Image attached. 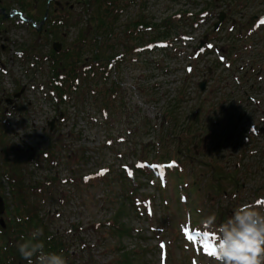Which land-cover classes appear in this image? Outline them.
<instances>
[{"label": "rangeland", "instance_id": "374dc122", "mask_svg": "<svg viewBox=\"0 0 264 264\" xmlns=\"http://www.w3.org/2000/svg\"><path fill=\"white\" fill-rule=\"evenodd\" d=\"M20 1L24 11L39 18L41 34L27 24L2 23L0 44H8V50L0 54L7 69L6 75L0 73V147L11 167L1 169L10 183L17 177L22 181L24 204L37 213L35 226L66 246L71 264H115L122 252L117 244L132 263L216 264L204 248L215 243L214 230L201 221L215 213L219 223L240 203L264 201V23H254L264 20V0H121L112 33L99 44L103 63L97 65L108 71L106 84L97 75L86 78L80 94L70 93L64 103L48 95V63L29 67L23 61L34 53L47 55L52 43L90 59L91 48L78 36L88 25L86 0ZM0 3L18 8L17 0ZM55 3L74 18L49 34L46 29L54 24L42 16ZM182 12L195 17L173 22L163 38L168 45L151 48L148 43L154 46L160 38L147 39L165 32V19ZM135 19L151 24L141 41L132 34L129 21ZM129 46L140 51L128 52ZM15 50L21 53L19 65L10 54ZM118 53L124 55L117 63L110 60ZM220 55L224 61L219 63ZM112 81L117 83L115 106L106 112L99 92ZM21 87L23 93L12 98ZM5 98L16 100V106ZM4 107L11 117L1 115ZM184 130L187 136L179 138ZM43 151L54 158L52 166L39 163ZM141 158L159 161L157 175L140 174L131 181L135 175L124 168ZM121 167L128 179L121 178ZM100 168L108 169L102 176L107 182L83 183ZM49 177L56 180L47 183ZM3 178L0 196L12 217L16 200ZM47 186L53 199L46 198ZM257 207L264 211V203ZM113 219L127 232L111 233ZM192 228L204 230L209 239L186 240L184 233Z\"/></svg>", "mask_w": 264, "mask_h": 264}, {"label": "trees", "instance_id": "16d2710c", "mask_svg": "<svg viewBox=\"0 0 264 264\" xmlns=\"http://www.w3.org/2000/svg\"><path fill=\"white\" fill-rule=\"evenodd\" d=\"M104 1V2H103ZM44 3V1H43ZM87 6L89 7V13H87V26L86 28L80 29L78 36H80V39L82 40V44L83 46H87V48H91V53L92 56L90 57L91 59L89 61H100V57L98 55V50H99V44L101 43L102 39H106V36L111 32L112 33V29L110 23L113 22L116 19V14H115V9L117 8L118 4H121V0H86ZM62 13H65L64 15H62ZM69 12H65L60 10L59 8H55L51 11L50 15V19H51V23L54 24L55 21L52 19H56L60 16H66V21L70 22V16L68 15ZM52 14V15H51ZM185 14V12H182V17L177 16V17H173L174 14L170 15L169 17H167L165 19V23L167 24V27L165 29V32L163 33H155V35H153V37L147 39L149 42H153V40H155L156 38H160V39H156L155 41H166L163 40V38H167L169 31H170V27L173 26V22L177 23V21H179L181 18H183V15ZM192 16V15H191ZM193 18V17H192ZM79 19V18H78ZM77 21V19H76ZM132 21H129L130 24L132 26H134V29H132V34L134 35L133 37H135L138 41H141L142 38V32L143 30H148L151 27H147L150 22H142L140 19H135ZM172 21V22H171ZM63 24H61L62 26ZM54 26V25H53ZM55 29H59L58 27L60 26H54ZM168 29V30H167ZM89 33V37H84V33L87 34ZM37 34V32H35ZM110 37V35H108ZM132 37V38H133ZM162 38V39H161ZM133 49V46H129V48H126L125 50L130 51ZM51 52V51H50ZM51 54V60H52V73H58L59 77V84L58 85H63L64 81L68 82V77H66V70H60L61 68H67V71L70 70H75L77 67L82 66V64L84 63L83 60L80 59L78 52H74L71 50L70 47H67L66 50L62 49V51H60L59 53H50ZM113 56V55H110ZM117 60V59H115ZM89 66V70L83 74V76H81L80 72H82V68L78 69V72L74 73V74H78L81 77H89V74H91L92 76H95V74H98V81L102 82V84H106V79H107V74H103L102 70L100 71H95L93 69V67ZM87 70V68L84 69V71ZM63 71V72H61ZM83 71V72H84ZM55 77V76H54ZM75 77V76H73ZM104 86V85H103ZM56 87V86H55ZM117 87V83L116 82H111V84L109 85V87H103L104 89L101 90L99 92V98L102 104L103 108H110V107H114V96L113 93H115L116 88ZM56 89L58 90V95H57V99L61 100V95L62 94V90L58 87H56ZM109 106V107H108ZM166 115H170L169 110L165 111ZM198 112H195L193 114H197ZM187 136V130L185 133V137ZM3 147V146H1ZM0 147V179L3 176L4 178H6L9 182V184L11 185H22V181L18 180L17 178H13V183H10V178L7 177L8 173L7 171H4L3 169H1V167L5 168V167H11L9 164V160L7 158V152L6 154L4 153L3 149ZM17 166H20L19 163H15ZM233 171H236V168H234ZM121 175V174H120ZM92 178L93 176H90V179L88 180L89 182L87 183H91L92 182ZM121 178L123 179V175L121 176ZM5 179V180H6ZM105 180V179H104ZM108 180H105V182H107ZM85 183V182H84ZM12 194H16V195H22V190L15 187L14 190H11ZM17 201H15L14 203V213L12 214V217L4 220V224L5 227L1 228L0 227V264H15V260H14V256L16 255V257L18 259H21L23 264H27V261L23 260L17 250L16 245L20 242V237L23 235L26 238L28 237L29 233L31 231H33L34 229L38 228L36 227V217L34 212H32V208H28L25 206V201L26 198H24L23 201H21V197L17 196ZM122 209V205L120 204V207H118L117 211H116V215H118L119 213H121ZM115 219V218H114ZM113 220H111V233L117 232L119 234H124L125 230L127 232V229L124 228L121 224L115 222ZM10 227H13L12 229H9ZM12 230V231H11ZM43 233L44 236H41L40 239L43 240L44 244H45V250L46 251H63V255L66 257L68 264L69 263V257L67 256V252L66 249L64 250V245L57 240L56 237H54L52 234L47 233L44 229H43ZM14 236L13 241H10L11 237ZM50 237V239H49ZM115 248L121 250L122 252H120V254H117L118 256L115 257V264H140L139 262L136 263H132L130 259H128V254L127 252L123 251L124 248H122L119 244L114 245ZM5 249V250H4ZM139 252L138 249H135ZM135 250H133V255H136L137 252H135ZM139 254V253H138ZM9 255V256H8ZM35 259V258H33ZM117 260V261H116Z\"/></svg>", "mask_w": 264, "mask_h": 264}, {"label": "clouds", "instance_id": "9594fccd", "mask_svg": "<svg viewBox=\"0 0 264 264\" xmlns=\"http://www.w3.org/2000/svg\"><path fill=\"white\" fill-rule=\"evenodd\" d=\"M7 115L11 117L12 113ZM257 204V201L240 203L219 223L215 213L201 221L215 232L212 256L216 264H264V211ZM41 236L43 229L36 228L27 238L20 237L16 247L21 258L27 264H68L62 250H45Z\"/></svg>", "mask_w": 264, "mask_h": 264}, {"label": "flooded vegetation", "instance_id": "af4514ba", "mask_svg": "<svg viewBox=\"0 0 264 264\" xmlns=\"http://www.w3.org/2000/svg\"><path fill=\"white\" fill-rule=\"evenodd\" d=\"M17 3H18V8H16L17 10H19V11H21L22 12V14H23V16H24V18L26 19V17L28 16V18H31L32 16H31V13H27L26 11H24L21 7H23V4H22V2L20 1V0H17ZM12 9H14V8H8L6 5H4V4H1L0 3V31L2 30V29H4L3 28V26H2V23L4 22V21H8L9 23H10V21L12 22V23H14V24H16V27H20V26H25V20H24V22L23 23H20V22H15L14 21V18L13 17H11L10 16V12H11V10ZM13 18V19H12ZM10 21H9V20ZM11 23V24H12ZM39 24V23H38ZM39 28V27H38ZM8 44L7 45H2V44H0V54H2V53H4L6 50H8ZM10 48H12V47H10ZM10 57V56H9ZM0 59H3V58H0ZM0 65H2V62L0 61ZM4 102L6 103V104H8L10 107L12 106V107H14V106H16V100H15V102L13 103V100H11L10 101V99H4ZM6 111H7V109L4 107L3 108V110H2V113L3 114H5L6 113ZM5 215H6V213H5Z\"/></svg>", "mask_w": 264, "mask_h": 264}, {"label": "water", "instance_id": "95a60500", "mask_svg": "<svg viewBox=\"0 0 264 264\" xmlns=\"http://www.w3.org/2000/svg\"><path fill=\"white\" fill-rule=\"evenodd\" d=\"M221 15L222 14L219 15V19H221V17H222ZM54 48H58V46L55 45ZM199 86H200V89H202V87H203L202 84H200ZM50 127H51V125H50ZM2 212H3V202H2V200L0 198V214H2ZM0 224L3 225V222H2L1 218H0Z\"/></svg>", "mask_w": 264, "mask_h": 264}, {"label": "snow or ice", "instance_id": "6c2138e0", "mask_svg": "<svg viewBox=\"0 0 264 264\" xmlns=\"http://www.w3.org/2000/svg\"><path fill=\"white\" fill-rule=\"evenodd\" d=\"M261 23H264V20H262ZM209 47H211V45ZM103 171H106V170H102L101 173H98V174H103ZM257 203H264V201H257Z\"/></svg>", "mask_w": 264, "mask_h": 264}]
</instances>
